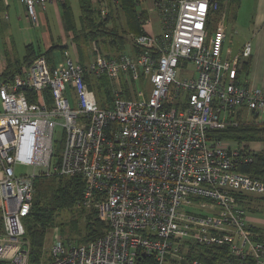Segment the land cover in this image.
Listing matches in <instances>:
<instances>
[{"label": "built area", "instance_id": "built-area-1", "mask_svg": "<svg viewBox=\"0 0 264 264\" xmlns=\"http://www.w3.org/2000/svg\"><path fill=\"white\" fill-rule=\"evenodd\" d=\"M17 1L39 27L38 9L50 0ZM115 1L96 0L101 17ZM226 1L157 0L161 32L132 36L134 55L94 48L83 65L66 50L60 66L39 55L0 77V264H30L23 221L35 179L52 176L81 178L83 203L106 230L77 245L53 233L47 264H202L184 260L187 245L212 248L218 264H264V239L244 204L264 196V178L241 170L256 150L213 133L238 117L264 125V89L237 79L250 43L223 56L225 17L208 37L209 15ZM101 76L113 83L109 108L87 84ZM147 83L148 97L142 89L126 96L125 85ZM57 130L63 148L54 161Z\"/></svg>", "mask_w": 264, "mask_h": 264}, {"label": "trees", "instance_id": "trees-1", "mask_svg": "<svg viewBox=\"0 0 264 264\" xmlns=\"http://www.w3.org/2000/svg\"><path fill=\"white\" fill-rule=\"evenodd\" d=\"M119 1L122 14L124 15L123 18L126 28V30L122 32H118L115 27H107L111 18L109 15L101 17L99 10L92 5L91 0H78L80 18L82 21V35L91 41L97 42L98 40H102L110 43L115 47L117 55L125 52L126 48V40L122 34L126 31H130L136 35L141 34L140 25L142 24L143 19L142 13L139 14L137 11L138 0ZM218 14L219 13H211L209 15L206 25L209 34H211L214 30ZM105 45L107 47V44ZM105 56L112 57L109 55ZM31 58H33V54L28 48L24 58L27 67L32 62H28ZM13 66V63H9L4 72L0 73V77L3 79L12 78V76L20 70ZM247 68L248 63L243 62L240 70L246 71ZM16 69L18 70L15 71ZM91 79L87 78V84L92 90L91 87L93 81ZM97 86H99L97 89L101 96L98 104L101 107L109 106L113 99V87H105L102 84H98ZM45 95V98L50 101V94L46 92ZM244 119L245 118L242 119L241 117H238L237 126H228L224 130L213 132L215 138L235 140L238 142H245L247 144L254 142L264 143V125L260 126L255 124L252 120L245 121ZM251 155L252 161L250 166H243L241 170L254 176L264 178V151L256 150L255 152H251ZM83 189L84 183L79 177L68 178L52 176L48 178L41 177L35 179L32 207L28 216L24 220L25 238L28 240L30 247V264H35V262L37 263V261L42 257L48 229L51 225H54L55 221H57L58 217L62 213L70 212V214H72L74 211H78L80 213L83 212V208L79 210H75L74 208V206L82 200ZM249 200L252 201L251 199H248L247 202L251 203ZM57 225L60 227V234L63 237L66 224L65 222H57ZM68 226V230H70V232H73V229L79 231L77 221H70ZM82 230L84 231V235L81 238V243H87L101 237L106 228L103 222L98 219L96 211L94 210L93 213L89 214L86 223L83 224ZM255 230L258 231L260 229L255 228ZM259 233L264 239V232L260 231ZM63 239L66 241L65 243H72L74 241L73 239H67L64 237ZM183 255L184 260L197 259L202 264H218L219 261V258L213 254L212 248L201 245H187L186 252H184Z\"/></svg>", "mask_w": 264, "mask_h": 264}, {"label": "crops", "instance_id": "crops-1", "mask_svg": "<svg viewBox=\"0 0 264 264\" xmlns=\"http://www.w3.org/2000/svg\"><path fill=\"white\" fill-rule=\"evenodd\" d=\"M156 1L157 0H138L137 11L139 14L142 13L143 17L142 24L140 25L141 33L159 36L161 32L158 13L155 9ZM91 3L97 8L96 0H91ZM244 13L248 14L249 23L247 27H243L242 29L239 28V30L240 35L245 32L243 40L246 39V41L237 48L236 52H234L235 54L232 53L231 49L225 57H233L240 52L246 43H250L251 55L239 64L240 67L238 69L237 79L242 83H246L248 86L264 89V0H227V2H223L221 5V10L217 17H225V40L230 44L234 36L237 34L236 27L238 24L236 23L237 21L235 18L240 17V15ZM108 15L111 19L107 27H115L118 32L126 30L123 18L124 15L122 14L119 0L110 2ZM38 18L40 20L39 28H43V26L46 27L47 33L42 32L40 33L42 39L39 38L38 41H31L30 31L34 32V29H32L33 27L29 24L24 7L17 0H7L6 3H4L3 0H0V30L2 23L6 24L7 27L3 43L0 39V50L4 49V44L6 46L4 52L0 54V70H5L9 63L12 64V62L14 63L13 67L15 68L21 69L26 67L24 58L28 48L33 54V58L28 60V62H31L39 55L46 54L45 57L47 58L49 65L53 67L62 64L63 53L68 50L69 46L77 53V55H79L76 38L78 37L77 30H81L82 21L80 18L78 0L77 3H72L71 0H50L43 10L38 9ZM11 19L16 20V24H18L17 27L11 22ZM50 19L55 24L58 34L53 33L50 27ZM122 35L126 40V48L123 53L134 55L136 49L132 47L130 38L136 34L126 31ZM86 40L90 42L92 54L94 48H97L103 55H109L112 57L120 55V53L117 55L115 47L106 41L98 40L96 42L91 41L88 38ZM34 42L38 43V50H35ZM57 43H60V45ZM105 44H107V47ZM233 44L234 43L232 42L230 47H232ZM100 45L105 48L103 50L100 49ZM41 46L42 50L39 52V47ZM56 50H59L60 52L61 57L59 60L54 58ZM13 54L16 56H13ZM243 62L248 63V68L245 73L243 70H240ZM87 63L85 62L81 64L85 65ZM244 74L246 77L242 78V75ZM249 120H251V116L248 117V121ZM251 144L252 147H254L253 145H257L258 142ZM254 148L259 149L260 147Z\"/></svg>", "mask_w": 264, "mask_h": 264}, {"label": "rangeland", "instance_id": "rangeland-1", "mask_svg": "<svg viewBox=\"0 0 264 264\" xmlns=\"http://www.w3.org/2000/svg\"><path fill=\"white\" fill-rule=\"evenodd\" d=\"M71 2L72 3H77V0H71ZM235 20L237 21L236 23L238 24V26L236 27L237 34L234 36V38L232 40V42L234 43L232 45V47H230V44L232 42L229 44L227 42V40H225L224 46H223V56L224 57L227 55V53L231 49H232V53L236 52L237 48L240 47L241 44L246 41V39L243 40V35L245 34V32L242 35H240L239 28L242 29L243 27H247V25L249 23L248 14L247 13L241 14L240 17H236ZM38 21H39V24H40L39 18H38ZM11 22L15 25V27L18 26V24H16V20L11 19ZM30 26L32 27L31 24H30ZM50 27H51V29H52L54 34H58V32H57V30L55 28V24L52 22L51 19H50ZM6 29H7L6 24L2 23L1 24V30H0V39H1L2 43H3L4 37H5L4 34L7 31ZM32 29H34L33 30L34 32L30 31V34H31L30 35V40L31 41H38L39 38L42 39V36H40L41 35L40 33H42V32H44V33L46 32L47 33V29L44 26H43V28H41V27L40 28L39 27H33ZM77 35H78L79 38L76 39V42H77V45H78V50H79V55L80 56L77 55V53L74 52L73 49L70 46H69L67 51L69 53L70 58H72L73 60L80 61V62L82 60L81 63H85V62L87 63L92 58V50H91L90 42H88L86 40V38L82 35V30H77ZM211 36H212V32H211V34L208 35V37H211ZM57 44L60 45V43H57ZM34 45H35V50H38V46H37L38 43L34 42ZM41 48H42V46L39 47V52H41V50H42ZM104 48H105L104 46L100 45V49L103 50ZM5 49H6V46L4 44V49L0 50V54L3 53ZM13 56H16V55L13 54ZM60 57L61 56H60L59 50H56L54 58L59 60ZM192 68L194 69V67H192V66L188 67L190 72H191ZM17 70L18 69H16L15 71H17ZM1 71L2 70H0V72ZM2 72H4V70ZM244 73H245V71H244ZM244 75H242V78L246 77V75L245 76ZM91 80L93 81L92 87H91L92 91L94 92V95L96 97L97 102L98 101L100 102L101 96H100V93L98 92V89H97L99 86H97V85L98 84H102L105 87H109V86H112L113 83L106 76H101L100 78H96L94 80L91 79ZM125 88L127 89V95L126 96H128V97H133V94L135 96L136 91L139 90V89H142L144 91L146 97H148V95H149V93L151 91V85L149 83H147L146 86H144L142 84L141 85H136V84L125 85ZM125 88L122 87L123 94H125V92H124ZM109 107L110 106H106V107H103V108H109ZM246 118L248 119V117H246ZM62 132H63L62 130H57L56 133H55V136H54V142H53V152H54V159L53 160L54 161L58 160V158H60L61 153H62V148H63ZM253 146L254 147H260L259 149L256 148V150L264 151V143L258 142L257 145L255 144ZM16 171L18 173H27V174L28 173H32V169H30V168L28 169V168H25V167H18V166L16 167ZM249 199L252 200V201L249 200L251 203H248L246 201L244 202V204H246V205L248 203V205L246 206V210H247L246 211V218H247V221H248V223L254 225V228L260 229V230H258L259 232L260 231L264 232V197H260L259 198V197L249 196ZM83 202L84 201H83V196H82V200H80V202L77 203L74 206L75 210H79V209L83 208V212L82 213H80L78 211H74V213H72V214H70V212H64L58 217V219H57V221H55L54 225L53 226L51 225L49 227L48 232H47V237H46V243H45V245L43 247L42 257L37 261V263L35 262V264H47L48 263V261L50 259V257H49V254H50L49 247H50V244H51V237H52L53 233H55V232H58L60 234V227L57 225V222H65V224H66V227L64 228V230H65L64 236H63L64 238L73 239L74 241L72 242V244H74V245L81 244V242H82L81 238L84 235V231L82 230L83 224L86 223V220H87L89 214L93 213L94 210H95L94 207H92V206H88V207L85 206ZM248 208L251 209V210H249ZM80 211H82V210H80ZM73 214H75V215H73ZM96 214H97V212H96ZM97 217H98V215H97ZM98 219H99V217H98ZM99 220L101 222H103V224H104V226L106 228V223L103 220H101V219H99ZM70 221H74V222L77 221L79 231L73 229V232H70V230H68V227H69L68 223ZM23 224H24V221H23ZM60 237H61V239L64 242H66L63 239V237L61 236V234H60ZM192 260H195V259H190V260H187V261H192Z\"/></svg>", "mask_w": 264, "mask_h": 264}]
</instances>
